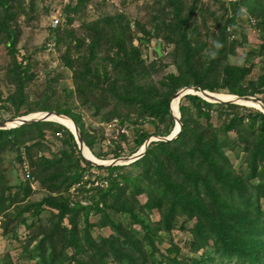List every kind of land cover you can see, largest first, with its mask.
I'll list each match as a JSON object with an SVG mask.
<instances>
[{
	"label": "rangeland",
	"instance_id": "obj_1",
	"mask_svg": "<svg viewBox=\"0 0 264 264\" xmlns=\"http://www.w3.org/2000/svg\"><path fill=\"white\" fill-rule=\"evenodd\" d=\"M78 1L4 0L0 5V120L68 111L79 119L83 134L92 142L91 148L83 143L94 157L108 163L122 160L113 166L119 168L112 172L88 169L75 153L71 155V143L63 130L49 127L43 128L35 137L25 136L14 148L1 152L0 196L5 202L4 209L0 210V264H38L40 261L47 264L53 252L58 255L55 264L61 261V264H92V259L97 257L94 253L98 244L102 240L116 242L124 238L120 233L122 228L139 240L143 238L145 251L156 249L165 254L166 250L176 249L179 256L192 257L189 243L194 220H187L186 216L175 212L171 229L156 231L164 212L175 199L171 187L156 189L157 182L147 179L146 174L152 175L155 170L172 174L174 163L167 159L163 164L132 166L145 141L166 138L176 131L175 115L170 113L172 120L166 116L152 117L144 107L147 104L140 100L124 103L128 99L124 94L125 82L132 86L134 96L141 92L146 101L169 98L171 107L178 92L195 88L196 80L188 70L190 66L199 72L202 85L214 86L216 93L213 94L233 98L236 95L228 93L229 90L243 91L248 95L236 97L263 100L264 2L250 0L249 7L244 0H85L76 13H70L72 22L68 24L66 9ZM56 13L61 21L52 28L50 17ZM178 16L186 22L180 30L192 48L188 55L184 54L180 43L176 27ZM110 17H120L124 25L127 23L124 60L126 66H130L129 74H122L121 70L113 72L109 58L115 49L110 51L104 46L109 44L103 42L100 51L87 50L95 30H108L105 20ZM223 26L227 33L225 51L219 46ZM7 30L13 32L11 39L7 37ZM57 30L64 31L61 39ZM142 30L153 32L148 42ZM21 59L27 72L19 90L16 64ZM84 66H89L98 88L95 96H84L81 101L75 73H81ZM208 66L212 67V73L203 75L202 71L206 72ZM226 67L241 68L244 71L242 83L226 84L223 74ZM181 83L187 87L181 86L172 93L174 85ZM112 85L114 91L110 92L107 89ZM253 91L257 92L250 96ZM183 97L178 103L181 128L179 106ZM85 101H90V106ZM237 102L233 104L239 107L237 109H208L214 129L224 126L235 115L246 122L252 112H261L256 102ZM191 106L193 112L189 121L193 128L198 122L209 135L207 125L198 119L201 109ZM23 113L28 114L15 117ZM78 129L82 138L81 129ZM142 136L147 138L140 143ZM151 144L153 142L147 148ZM189 147L180 146L179 149ZM225 156L237 174L246 172L245 154L237 149L225 151ZM43 159L54 162V167L46 166ZM200 168L201 165L196 164V170L202 176ZM111 179L117 180L124 192L118 199L108 197L99 201L100 194L109 189ZM157 200L161 208L147 211L145 204L153 207ZM50 202L65 204L73 212L62 214L51 207ZM260 203L264 210V199ZM79 208L83 210H77ZM130 209L139 219L145 220L147 229L133 221ZM115 225L121 226L120 230H114ZM148 231L156 235H148L146 241ZM41 240L45 242L44 248L40 245ZM107 259V264H111L112 258Z\"/></svg>",
	"mask_w": 264,
	"mask_h": 264
},
{
	"label": "trees",
	"instance_id": "obj_2",
	"mask_svg": "<svg viewBox=\"0 0 264 264\" xmlns=\"http://www.w3.org/2000/svg\"><path fill=\"white\" fill-rule=\"evenodd\" d=\"M243 1V0H240ZM263 1L264 0H256ZM85 0H79L75 6H68L66 9V22L70 24V13H76L79 6ZM249 7H251L250 0H244ZM4 4V0H0V5ZM264 19V18H263ZM214 21H217L215 19ZM108 30H95L87 50L92 52L94 50L100 51L104 46H108L110 51L115 49L112 58L109 62L112 64L113 72L118 73L121 70L122 74L130 73L129 65L126 66L124 54L126 53V43L128 41L127 23L120 17H110L105 20ZM186 24L184 20L178 16V24L176 25L179 32L180 43L183 45L184 54L188 55L192 48L188 44V40L181 26ZM264 25V21L262 22ZM263 29V28H262ZM180 30V31H179ZM5 31V30H4ZM145 35V41L153 36V32H146L142 30ZM7 37L11 39L13 32L7 30ZM64 31H58L57 35L61 39ZM219 39V46L222 51H225V37L227 35L225 26L221 31ZM72 37V36H70ZM103 42L109 45H102ZM16 58H19L17 54ZM16 64V81L19 87L25 80L26 67H22V59ZM73 64V63H71ZM126 66V68H125ZM81 73L76 72V83L78 96L82 101V97L95 96L98 86L95 84V76L90 72L89 66H84ZM212 67L208 66L203 75H210ZM19 70V71H18ZM188 70L192 77L196 80L194 87L201 86L202 90L216 93L214 86L202 85L201 76L199 72L191 69ZM97 72V70H96ZM224 77L226 84L233 82V85L242 83V76L244 71L239 67L224 68ZM93 78H92V77ZM126 88L124 94L126 95V104L133 103L138 99L143 102L145 109L150 112V116H166L172 120L169 110V98H163L159 101L154 99L146 101L141 92L133 95L132 86L125 82ZM181 86L187 87V84H175L172 88V93L177 91ZM114 85L107 90L112 92ZM258 88V87H257ZM257 91L251 92L249 95L254 96ZM228 93L236 96H246L243 91L229 90ZM116 95V94H115ZM257 101L264 99L256 98ZM89 105L90 101L84 102ZM191 105L197 106L201 109L198 112L199 121L207 125L206 134L205 129H202L197 122V127L192 126L189 121V115L193 112ZM90 106V105H89ZM210 108H239L236 105L229 103H208L198 96L186 95L183 97V102L179 106L180 122L182 125L181 132L172 141L169 142H153L147 148L144 156L136 160L132 166L147 167L157 163L165 162L167 159L174 163L173 173H166V171L155 170L152 175L146 174L147 179H154L157 185L156 189H164L166 186L172 188L174 203L164 212V218L156 231L168 232L174 221L173 215L175 212H180L187 217V220L193 221V226L190 229L191 241L189 243V251L193 254L192 257L183 258L179 256L178 250H166L163 254L158 250H144L143 238L137 239L129 230H125L121 226L115 225L114 230H120V233L125 237L114 242L111 240H102L94 253L97 257L92 259V264H107V258H112L111 264H264V210L260 203L264 199V114L259 111H254L249 115L248 121L244 122L243 118L237 117L228 121L224 126L217 130L213 128L212 115L209 114ZM207 109V110H206ZM199 110V109H198ZM42 111H46L43 109ZM57 112V111H56ZM72 119L75 124L81 129V134L85 145L91 148L92 142L83 134L82 126H80L79 119L69 114V112H57ZM28 113L18 114L15 117L27 115ZM54 128L56 131L63 130L66 134V139L71 143V155L74 153L78 159L92 170H107L112 172L119 167H93L87 164L79 154L74 136L64 128V126L52 122H38L30 125H24L11 130H0V153L14 148L19 144L20 140L25 136H34L40 134L43 128ZM233 134L236 138L230 137ZM146 136L140 138V143L144 142ZM238 143H241L240 145ZM190 146L186 150H180L179 147ZM245 154L244 159L247 162V170L245 173L237 174L233 167L229 164L228 158L225 156V151L234 152L237 150ZM70 155V158H71ZM183 156V157H182ZM43 163L48 167H54V162L43 159ZM196 164L201 165L202 176L196 170ZM45 169V168H44ZM2 171V170H1ZM0 180H3V174L0 172ZM117 180L111 179L108 190L100 194L99 201H103L108 197H116L123 193L124 189L118 186ZM258 181V182H257ZM257 182V183H256ZM126 183V182H125ZM152 200V199H151ZM5 198L0 196V210L4 209L3 203ZM151 207L145 204L147 211H151L154 207L160 209L159 201ZM48 203V201H47ZM152 204V203H151ZM51 207L56 208L60 213H72L73 210L65 204L50 202ZM77 210H83L79 208ZM133 219L147 229L145 220L139 219L133 209L128 210ZM75 227V225H73ZM140 234L139 232H137ZM153 234L148 231L144 240L148 241V235ZM152 241V237L150 238ZM73 241H71L72 243ZM40 245L44 248L45 242L41 240ZM94 248H97L93 244ZM149 243L147 244V248ZM174 249V247H172ZM199 252L202 254L198 255ZM160 256L158 259L157 256ZM181 257V258H180ZM58 255L53 252L51 258H48L47 264H55ZM153 259H156L154 261ZM62 261L60 262V264ZM38 264H44L40 261ZM77 264H84L78 262Z\"/></svg>",
	"mask_w": 264,
	"mask_h": 264
},
{
	"label": "water",
	"instance_id": "obj_3",
	"mask_svg": "<svg viewBox=\"0 0 264 264\" xmlns=\"http://www.w3.org/2000/svg\"><path fill=\"white\" fill-rule=\"evenodd\" d=\"M188 94H195V95H198L200 97H202L205 101L209 102V103H213V104H218V103H229V104H236L238 103L237 101L240 100L241 102H239L240 104H243L242 101H253V102H256L257 104H259L260 106V111L264 114V105L255 100L254 98H238L236 96H233L232 99H228V100H223V99H220V98H217L215 94L213 93H210L208 91H205V90H202L201 88L197 87V88H186L184 90H182L181 92H178L173 99H178V101L180 100L181 97L185 96V95H188ZM169 110H170V113L174 116L175 120H176V123H177V131L176 132H172L168 137L166 138H156L155 139H148L147 141H145L143 143V149L141 150V152H139L137 155H135V161L140 159L141 157H143V155L145 154V151L147 149V147L149 146L150 143L152 142H157L158 141H164V142H169V141H172L174 140L180 133L181 131V126L178 122L179 120V114L176 116V114L173 113V111L171 110V107H169ZM50 116H56V117H60V118H63L65 120H68L70 121L72 124H73V127H74V134H72L74 136V139H75V143L78 147V151L81 155V157L83 158V160L93 166V167H113V166H116L118 164L121 163V160L122 159H116V160H112V161H109L108 164H102V163H98V162H94V161H91L89 159H86L84 156H83V150H84V143H83V140L80 136V133H79V129L77 127V125L75 123H73L69 118L65 117L64 115H61V114H58V113H55V112H46V113H40L38 115V117H35V118H25V117H21V118H17V119H11V120H0V130H9V129H15V128H18V127H21V126H24V125H30V124H34V123H37V122H55L57 123L56 121L54 120H51L49 117ZM10 123H13L12 125L9 126ZM59 124V123H58ZM61 125V124H60Z\"/></svg>",
	"mask_w": 264,
	"mask_h": 264
},
{
	"label": "bare ground",
	"instance_id": "obj_4",
	"mask_svg": "<svg viewBox=\"0 0 264 264\" xmlns=\"http://www.w3.org/2000/svg\"><path fill=\"white\" fill-rule=\"evenodd\" d=\"M217 98H220V99H223V100H228V99H232V98H227V97H224V96H221V95H218V94H215ZM178 99H174L173 101V105L171 106V110L173 111L174 114L178 115ZM35 117H38V115H34V116H29V117H26V118H35ZM50 118L52 120H55L57 121L58 123H61L65 126H67L68 128H70V130L72 132H74V127H73V124L68 121V120H65L63 118H60V117H56V116H50ZM69 130V129H68ZM177 131V129H176ZM175 131V132H176ZM75 133V132H74ZM73 133V134H74ZM143 149V148H142ZM83 156L86 158V159H89L91 161H94V162H98V163H102V164H108V162L106 161H103V160H99L97 159L96 157L93 156V154L87 149V147L85 146L84 147V150H83Z\"/></svg>",
	"mask_w": 264,
	"mask_h": 264
},
{
	"label": "built area",
	"instance_id": "obj_5",
	"mask_svg": "<svg viewBox=\"0 0 264 264\" xmlns=\"http://www.w3.org/2000/svg\"><path fill=\"white\" fill-rule=\"evenodd\" d=\"M228 1L232 2V1H235V0H228ZM57 13L54 16L50 17V26L52 28H56L60 24L61 19H60V16H58L59 13L58 14Z\"/></svg>",
	"mask_w": 264,
	"mask_h": 264
}]
</instances>
